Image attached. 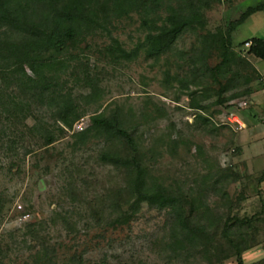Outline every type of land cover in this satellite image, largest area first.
I'll use <instances>...</instances> for the list:
<instances>
[{"label": "trees", "instance_id": "16d2710c", "mask_svg": "<svg viewBox=\"0 0 264 264\" xmlns=\"http://www.w3.org/2000/svg\"><path fill=\"white\" fill-rule=\"evenodd\" d=\"M222 2L0 0L1 148L13 151L18 142L33 137L41 142L39 149L47 152L58 138L72 130L83 113L71 106L73 90L66 89L65 68L77 63L79 73L74 71L72 75L74 90L79 93L76 100L95 103L101 91L99 79L91 73L90 56L114 64L143 54L155 65L162 64L164 81L176 83L180 95L189 98L188 108L196 112L192 126L204 132L216 130L209 115L216 106L231 103V113L240 115L238 101L250 98L259 89L260 74L250 59L264 60V39L252 38L239 45L251 43L247 58L233 50V33L247 18L263 12L264 3L248 7L238 18L228 20L216 36L207 29L208 13ZM123 23L135 25L141 34L129 50L113 36ZM187 35H194L195 42L187 51L178 50V42ZM103 39L107 42L99 48L97 42ZM174 57L177 61H173ZM128 117L136 118L135 122L130 123ZM148 117L146 110L138 116L124 115L118 108L107 110L94 116L89 127L73 134L80 140L96 135L102 145L99 161L123 176L122 187L110 196L107 225L112 229L128 225L144 206L164 216V233L156 245L163 264H191L198 260L221 263L223 246L218 235L237 264H243L242 255L252 248L249 234L254 219L232 215L227 187L236 183L239 176L233 169L218 167L189 190L178 183L153 182L138 154L139 129ZM30 118L35 121L32 127L25 124ZM180 139H169L168 152L175 153L183 145ZM32 152L26 149L24 158ZM211 199L224 201L225 206L214 201L211 206ZM55 216L68 233L75 232L76 225L68 213ZM43 225L35 222L23 228V243L31 245L30 264H49L56 254L40 238ZM81 258L73 256L72 261L80 262ZM5 261L0 244V264ZM105 261L106 258L101 264ZM132 264L150 263L135 259Z\"/></svg>", "mask_w": 264, "mask_h": 264}, {"label": "rangeland", "instance_id": "374dc122", "mask_svg": "<svg viewBox=\"0 0 264 264\" xmlns=\"http://www.w3.org/2000/svg\"><path fill=\"white\" fill-rule=\"evenodd\" d=\"M222 1L221 6L208 13L207 29L216 36L228 20L238 18L248 7L264 3V0ZM113 36L128 50L141 38L136 26L128 23L119 25ZM252 38L264 39V11L253 14L236 29L233 50L250 58L246 55L247 48L239 45ZM217 40L220 41V36ZM105 41L98 40L99 48ZM194 42L195 36L187 35L178 42L177 49L187 51ZM89 58L91 73L99 79L101 91L95 103L76 100L79 93L74 90L72 75L74 71L79 73L77 63L65 68L66 89L73 90L71 106L83 113L71 131L58 138L47 152L39 149L41 142L33 137L18 142L13 151L0 146V244L5 264H30L31 245L23 243L22 234L26 225L35 222L44 223L40 238L56 251L49 264H101L104 258V264H132L135 259L164 263L156 246L164 233L163 214L143 206L128 225L109 227L106 222L110 196L122 187L123 176L99 161L102 145L96 135L91 134L85 140L73 138V134L92 124L94 116L116 108L124 115L138 116L142 110L150 115L142 120L143 127L139 129L138 154L153 182L178 183L189 190L218 167L235 171L238 181L227 187L232 215L254 219L249 234L252 248L242 255V261L264 264V95L259 89L247 98L249 108L239 112L244 128L238 129L227 120L233 111L229 103L210 110L216 130L209 133L192 126L196 112L188 108L189 98L180 95L176 83L164 81L162 64L155 65L143 54L132 61L114 64H107L102 58ZM250 61L258 74L264 73V60ZM174 71L175 66L171 69ZM127 119L133 124L136 118ZM34 123L32 118L25 121L28 127ZM178 137L183 145L175 153L168 152L169 139ZM26 149L33 152L24 158ZM213 201L225 206L218 199H211V206ZM59 213L70 215V221L76 225L74 233L66 231L61 219L55 216ZM218 240L223 246V260L212 264H237L220 235ZM73 256L82 258L74 262ZM191 264L209 263L198 260Z\"/></svg>", "mask_w": 264, "mask_h": 264}, {"label": "built area", "instance_id": "2783aa9c", "mask_svg": "<svg viewBox=\"0 0 264 264\" xmlns=\"http://www.w3.org/2000/svg\"><path fill=\"white\" fill-rule=\"evenodd\" d=\"M251 46V43L248 42L245 44V48H249ZM259 92H261L264 95V73H260L259 77ZM250 102L247 99H241L238 101V107L240 110H247L250 106ZM227 120L230 122L231 125H234L238 127V129L244 128V123L241 119V117L237 113H231L230 116L227 118ZM264 122V121H263ZM264 188V183H263ZM26 218V217H24Z\"/></svg>", "mask_w": 264, "mask_h": 264}]
</instances>
